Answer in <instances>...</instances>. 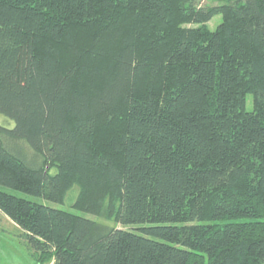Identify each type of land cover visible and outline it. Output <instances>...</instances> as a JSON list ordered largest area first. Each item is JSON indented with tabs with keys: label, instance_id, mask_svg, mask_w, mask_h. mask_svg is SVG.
<instances>
[{
	"label": "trees",
	"instance_id": "1",
	"mask_svg": "<svg viewBox=\"0 0 264 264\" xmlns=\"http://www.w3.org/2000/svg\"><path fill=\"white\" fill-rule=\"evenodd\" d=\"M0 115V186L100 219L0 189L34 264H264V0H0Z\"/></svg>",
	"mask_w": 264,
	"mask_h": 264
},
{
	"label": "rangeland",
	"instance_id": "2",
	"mask_svg": "<svg viewBox=\"0 0 264 264\" xmlns=\"http://www.w3.org/2000/svg\"><path fill=\"white\" fill-rule=\"evenodd\" d=\"M220 22V15H215L206 25L209 29L214 30ZM0 124L12 127L14 123L11 119L0 115ZM0 189L25 199L61 208L85 218L100 220L97 216L72 208V199H68L64 204H57L3 186H0ZM18 232L17 227L0 212V264H34L30 250L21 237H19Z\"/></svg>",
	"mask_w": 264,
	"mask_h": 264
}]
</instances>
